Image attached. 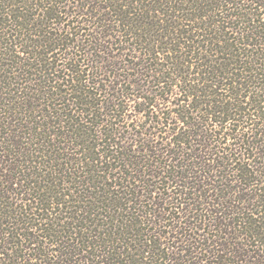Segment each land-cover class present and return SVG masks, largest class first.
<instances>
[{
  "label": "trees",
  "instance_id": "trees-1",
  "mask_svg": "<svg viewBox=\"0 0 264 264\" xmlns=\"http://www.w3.org/2000/svg\"><path fill=\"white\" fill-rule=\"evenodd\" d=\"M0 264H264V0H0Z\"/></svg>",
  "mask_w": 264,
  "mask_h": 264
},
{
  "label": "rangeland",
  "instance_id": "rangeland-1",
  "mask_svg": "<svg viewBox=\"0 0 264 264\" xmlns=\"http://www.w3.org/2000/svg\"><path fill=\"white\" fill-rule=\"evenodd\" d=\"M128 113H130V112H128ZM130 115L132 116V115H133V113H130Z\"/></svg>",
  "mask_w": 264,
  "mask_h": 264
}]
</instances>
